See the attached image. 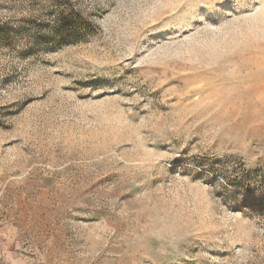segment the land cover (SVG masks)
Here are the masks:
<instances>
[{
  "label": "rangeland",
  "instance_id": "1",
  "mask_svg": "<svg viewBox=\"0 0 264 264\" xmlns=\"http://www.w3.org/2000/svg\"><path fill=\"white\" fill-rule=\"evenodd\" d=\"M0 264H264V0H0Z\"/></svg>",
  "mask_w": 264,
  "mask_h": 264
}]
</instances>
